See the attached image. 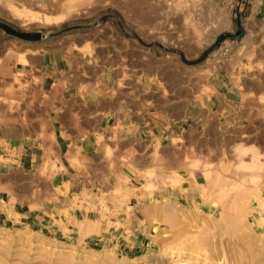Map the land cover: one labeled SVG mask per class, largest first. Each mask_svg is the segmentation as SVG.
Returning a JSON list of instances; mask_svg holds the SVG:
<instances>
[{"label":"rangeland","instance_id":"obj_1","mask_svg":"<svg viewBox=\"0 0 264 264\" xmlns=\"http://www.w3.org/2000/svg\"><path fill=\"white\" fill-rule=\"evenodd\" d=\"M42 38L101 47L163 133L82 188L4 141L0 264H264V0H0L6 123L42 105Z\"/></svg>","mask_w":264,"mask_h":264},{"label":"crops","instance_id":"obj_2","mask_svg":"<svg viewBox=\"0 0 264 264\" xmlns=\"http://www.w3.org/2000/svg\"><path fill=\"white\" fill-rule=\"evenodd\" d=\"M45 41L35 40L26 55L29 69L35 70L41 81L42 105L14 112L8 123L0 112V149L10 140L20 150L15 157L19 164L55 166L50 179L73 180L77 188L112 174L121 176L122 165L133 149L140 151V145H146L154 126L157 139L162 137L159 118L151 130L148 127L146 90L139 86L132 94L127 85L119 87L121 74L110 69L109 56L95 44L91 53L83 54L80 50L69 52L68 46L47 48ZM110 164L115 172L109 170Z\"/></svg>","mask_w":264,"mask_h":264},{"label":"water","instance_id":"obj_3","mask_svg":"<svg viewBox=\"0 0 264 264\" xmlns=\"http://www.w3.org/2000/svg\"><path fill=\"white\" fill-rule=\"evenodd\" d=\"M23 36H25V37H30V38H39V34L38 33H36V34H23Z\"/></svg>","mask_w":264,"mask_h":264},{"label":"bare ground","instance_id":"obj_4","mask_svg":"<svg viewBox=\"0 0 264 264\" xmlns=\"http://www.w3.org/2000/svg\"><path fill=\"white\" fill-rule=\"evenodd\" d=\"M251 180H253V179H251ZM252 182H253V181H252ZM254 183H255V182H254ZM236 231H237V229H236ZM242 232H244V231H242ZM238 233H239V232H238ZM240 233H241V232H240ZM231 234H232V233H231ZM231 234H230V235H231ZM234 238H235V237H234ZM230 243H231V242H230ZM251 249H252V248H251ZM230 259H231V258H230ZM254 259H255V258H254ZM254 259H253V260H254ZM247 263H248V262H247ZM227 264H228V263H227ZM241 264H242V263H241Z\"/></svg>","mask_w":264,"mask_h":264}]
</instances>
